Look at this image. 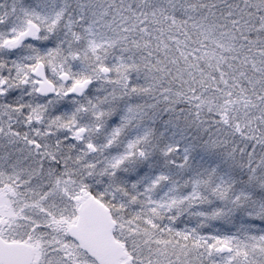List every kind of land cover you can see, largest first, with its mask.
Masks as SVG:
<instances>
[{"label": "snow or ice", "instance_id": "1", "mask_svg": "<svg viewBox=\"0 0 264 264\" xmlns=\"http://www.w3.org/2000/svg\"><path fill=\"white\" fill-rule=\"evenodd\" d=\"M0 264H264V0H0Z\"/></svg>", "mask_w": 264, "mask_h": 264}]
</instances>
